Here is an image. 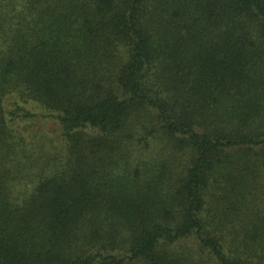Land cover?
I'll return each instance as SVG.
<instances>
[{
    "label": "trees",
    "instance_id": "16d2710c",
    "mask_svg": "<svg viewBox=\"0 0 264 264\" xmlns=\"http://www.w3.org/2000/svg\"><path fill=\"white\" fill-rule=\"evenodd\" d=\"M0 264H264V0H0Z\"/></svg>",
    "mask_w": 264,
    "mask_h": 264
}]
</instances>
